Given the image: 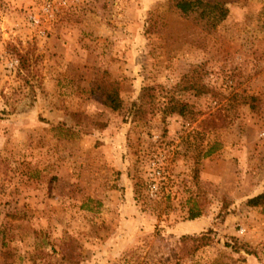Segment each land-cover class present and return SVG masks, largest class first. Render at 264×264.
I'll list each match as a JSON object with an SVG mask.
<instances>
[{
    "label": "rangeland",
    "instance_id": "374dc122",
    "mask_svg": "<svg viewBox=\"0 0 264 264\" xmlns=\"http://www.w3.org/2000/svg\"><path fill=\"white\" fill-rule=\"evenodd\" d=\"M221 5L0 0L8 264H264V0ZM146 86L190 111L132 121Z\"/></svg>",
    "mask_w": 264,
    "mask_h": 264
},
{
    "label": "trees",
    "instance_id": "16d2710c",
    "mask_svg": "<svg viewBox=\"0 0 264 264\" xmlns=\"http://www.w3.org/2000/svg\"><path fill=\"white\" fill-rule=\"evenodd\" d=\"M173 6L182 14H191L203 11L219 13L224 15L221 1L225 0H171ZM194 85L190 88L195 89ZM200 91L196 93L199 94ZM90 97L99 102L102 106L113 112L120 111L123 108V103L120 98L119 86L116 82L110 81L106 72L102 73L99 80L92 81L89 84ZM190 111L187 105L175 100L172 96H168L167 100L160 103L157 100L156 87H143L138 97L129 104L128 113L132 121H140L147 117H152L155 114H161L163 118L170 115L184 116ZM249 207H258L264 205V192L248 199Z\"/></svg>",
    "mask_w": 264,
    "mask_h": 264
},
{
    "label": "crops",
    "instance_id": "0c3cea01",
    "mask_svg": "<svg viewBox=\"0 0 264 264\" xmlns=\"http://www.w3.org/2000/svg\"><path fill=\"white\" fill-rule=\"evenodd\" d=\"M3 255L5 254L1 250L0 251V264H8L9 262L6 260V258Z\"/></svg>",
    "mask_w": 264,
    "mask_h": 264
}]
</instances>
